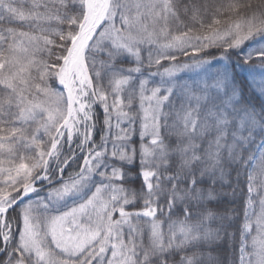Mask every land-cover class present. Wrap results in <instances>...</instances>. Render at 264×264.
Here are the masks:
<instances>
[{"label":"snow or ice","instance_id":"6c2138e0","mask_svg":"<svg viewBox=\"0 0 264 264\" xmlns=\"http://www.w3.org/2000/svg\"><path fill=\"white\" fill-rule=\"evenodd\" d=\"M0 264H264V0H0Z\"/></svg>","mask_w":264,"mask_h":264}]
</instances>
